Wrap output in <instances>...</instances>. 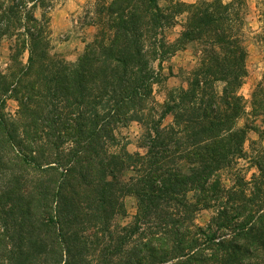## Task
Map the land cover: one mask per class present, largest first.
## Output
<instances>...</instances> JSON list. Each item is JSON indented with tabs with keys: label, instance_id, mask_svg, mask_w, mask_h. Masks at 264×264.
<instances>
[{
	"label": "trees",
	"instance_id": "trees-1",
	"mask_svg": "<svg viewBox=\"0 0 264 264\" xmlns=\"http://www.w3.org/2000/svg\"><path fill=\"white\" fill-rule=\"evenodd\" d=\"M59 1L0 0V264H264V148L246 149L264 80L240 92L246 0H95L75 61L54 51ZM189 44L196 67L160 101L164 62ZM134 121L143 152L119 134ZM125 195L134 220L111 230Z\"/></svg>",
	"mask_w": 264,
	"mask_h": 264
},
{
	"label": "rangeland",
	"instance_id": "rangeland-1",
	"mask_svg": "<svg viewBox=\"0 0 264 264\" xmlns=\"http://www.w3.org/2000/svg\"><path fill=\"white\" fill-rule=\"evenodd\" d=\"M95 0H60L58 5L53 9L51 27L54 43V51L61 53L70 61H75L84 53L87 43L92 40L96 28L90 25V16H92L91 4ZM111 1V0H109ZM195 1V0H185ZM245 45L248 51L246 65L249 71L248 76L240 92L251 100L254 89L264 80V15H262V5L260 0H246L245 5ZM38 14H40L38 12ZM178 28L171 29L168 32L170 37H176ZM10 40H3L0 45V71H6L10 64ZM197 46L189 44L185 49L178 51L175 55L167 59L163 64V73L165 75L164 83L157 87V98L164 100L165 88H171L179 85H186L188 72L196 67L198 56ZM27 54L25 56V60ZM18 108V102L14 99L7 101V110L15 113ZM251 110L250 108L248 109ZM251 121H255L257 128L248 134L246 149L251 155L255 150L264 148V121L262 118L255 119L254 116L249 117ZM255 119V120H254ZM171 117H168V121ZM244 124V120L240 121ZM143 133V129L138 122H132L127 127L120 129L119 134L122 136L123 143L131 152L144 150L139 147V139ZM184 167H187L186 164ZM237 167L243 169L247 179L257 171L255 167L250 165L248 158H241ZM134 172L127 170L121 175L122 179H128ZM49 177V176H48ZM45 180V177H41ZM124 205V214L119 215L114 206V216H110L111 230L113 224L127 225L134 220L137 211V198L134 195H125L122 198ZM211 213L207 210L203 211L197 219L200 224H205L209 220ZM94 241V240H90ZM99 249H88L86 255L92 257L98 253Z\"/></svg>",
	"mask_w": 264,
	"mask_h": 264
}]
</instances>
